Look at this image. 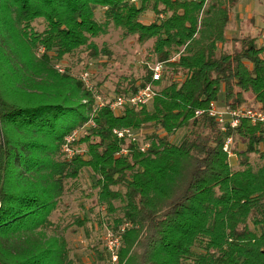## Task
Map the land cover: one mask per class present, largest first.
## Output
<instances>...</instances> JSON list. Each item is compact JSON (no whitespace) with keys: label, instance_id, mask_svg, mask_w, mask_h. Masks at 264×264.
<instances>
[{"label":"trees","instance_id":"1","mask_svg":"<svg viewBox=\"0 0 264 264\" xmlns=\"http://www.w3.org/2000/svg\"><path fill=\"white\" fill-rule=\"evenodd\" d=\"M238 2L0 0V264H72L50 216L65 181L85 169L98 204L122 215L110 227L124 220L133 226L123 235L118 264H264V125L241 120L222 133L207 114L221 91L225 107L264 114V43L257 44L264 32L242 38L232 53L224 50ZM148 13L153 19L145 23ZM35 20L43 21L41 32L31 28ZM109 26L140 44L151 42L159 80L152 71L138 85L116 89L119 96L152 85L150 109L94 111L93 94L66 69L61 81L87 104L34 101L13 89L21 77L58 78L54 67L79 49L89 58L105 56L92 40ZM90 119L94 128L75 143H84L86 152L61 160L63 138ZM120 129L144 130L149 148L142 153L132 145L130 154L117 157L113 131ZM181 130V139L171 142ZM228 137L245 146L237 152V170L222 150ZM74 222L83 225V219Z\"/></svg>","mask_w":264,"mask_h":264},{"label":"rangeland","instance_id":"2","mask_svg":"<svg viewBox=\"0 0 264 264\" xmlns=\"http://www.w3.org/2000/svg\"><path fill=\"white\" fill-rule=\"evenodd\" d=\"M101 14L99 10L95 13L99 23L102 21ZM152 19L151 14L148 13L142 21L147 23ZM31 28L41 32L44 29V23L41 20H35ZM261 32H264V0H239L231 13V21L226 31L228 43L225 44L224 50L232 53L238 50L239 41L242 38L257 37ZM92 42L106 55L89 58L83 49H79L73 55L65 56L59 65L54 67L58 78L52 79L42 75L34 78L21 77L13 85V89L25 92L34 101L37 100L36 98H44L49 103L62 105L65 103L70 106L87 104V100L75 86L67 81H61L62 73L59 75V70L64 72L66 69V73L69 72V75L76 79L88 73V83L93 90V96L99 97L100 102L108 104L117 96V88L124 89L128 83L134 81L138 85L141 78L152 72L156 65L152 56L149 55L151 42L140 44L135 37L124 36L119 29L112 26L108 27L105 35L93 39ZM257 44H260L259 38ZM9 51L6 47L2 49V52L6 53V58L11 57ZM8 67L11 70V68L15 69L16 65L14 63ZM94 104L96 107V100ZM150 104L148 109L151 107ZM215 104L218 107L224 106L222 91L218 94ZM121 111H116L115 114H120ZM133 132L139 144L143 143L144 130ZM183 134V130L175 132L170 138L171 142L177 143ZM83 135L81 134L79 138H83ZM76 148L80 154L86 152L84 143ZM244 148L242 142L234 140L231 151L233 156L228 158L231 169H239L237 152H242ZM58 155L63 160V156L60 153ZM249 160L254 163L256 157L251 155ZM91 175V172L85 169L77 180H66L64 194L57 210L50 216L51 222L57 227L56 231L61 232L66 241L68 258L72 264H109L103 249L102 238L105 229L113 226V219L122 217L120 212L115 211L110 214L104 206L98 204L97 190L93 188ZM114 206L118 208L119 203L115 202ZM75 218L83 219V225L77 226V222H74ZM48 236H53V233ZM97 252L101 253L100 258L96 257Z\"/></svg>","mask_w":264,"mask_h":264},{"label":"built area","instance_id":"3","mask_svg":"<svg viewBox=\"0 0 264 264\" xmlns=\"http://www.w3.org/2000/svg\"><path fill=\"white\" fill-rule=\"evenodd\" d=\"M260 43H264V33L260 36ZM161 65L156 64L153 68V75L152 80L158 81L161 74ZM60 73H63L62 70H59ZM88 73H84L80 75V80L83 83L85 89L91 93L93 90L89 85L88 80ZM156 96V90L152 85H147L143 88H138L136 92L128 94V95H119L116 96L110 103L104 104L100 102V98L97 97L94 99L97 102V105L94 109L98 110L105 106L113 111H121L124 109H132V108H139L142 106H146L152 102L153 98ZM202 112H197L196 116L201 115ZM207 114L210 118L214 119V121L219 126L222 133H226L227 130H234L237 128L241 120H248L251 124H262L264 125V114L257 109L254 108H245L242 107L237 110H232L228 107H218L215 103H211ZM90 128H94V123L90 119L88 122L78 128L63 138L61 147H60V154L63 156L64 159L70 160L73 156H75L79 151L76 148V141L79 139L81 134H85L86 131ZM113 134L115 135L116 139L120 143L119 151L117 153V157H125L131 153L133 148L132 145L139 151L145 152L149 148V143H140L136 139V134L131 131L130 129H120L114 130ZM232 146H233V138L228 137L226 138L224 145H223V152L229 157L233 156L232 154ZM133 226L131 223L127 221H123L116 229L107 227L105 229L102 244L103 249L109 264H118V254L120 249L122 248V238L125 232L131 229Z\"/></svg>","mask_w":264,"mask_h":264}]
</instances>
